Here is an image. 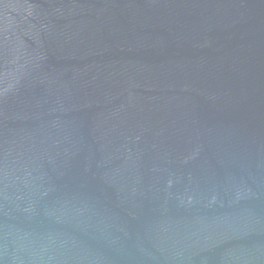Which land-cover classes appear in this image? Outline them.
Returning a JSON list of instances; mask_svg holds the SVG:
<instances>
[{
    "label": "water",
    "instance_id": "1",
    "mask_svg": "<svg viewBox=\"0 0 264 264\" xmlns=\"http://www.w3.org/2000/svg\"><path fill=\"white\" fill-rule=\"evenodd\" d=\"M0 264H264V0H0Z\"/></svg>",
    "mask_w": 264,
    "mask_h": 264
}]
</instances>
